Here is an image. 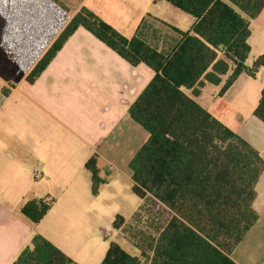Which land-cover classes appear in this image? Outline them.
Listing matches in <instances>:
<instances>
[{"label": "crops", "instance_id": "crops-1", "mask_svg": "<svg viewBox=\"0 0 264 264\" xmlns=\"http://www.w3.org/2000/svg\"><path fill=\"white\" fill-rule=\"evenodd\" d=\"M82 9L127 39L139 34L161 52L178 43L174 28L187 32L195 23L165 0H0V264H12L35 235L78 264H101L111 238L140 256L112 227L117 215L129 219L137 210L121 214L122 204L111 205L115 196L109 174L115 166H99V149L114 152L117 133L123 123L132 126L129 109L154 71L144 64L131 66L81 27L38 79L27 81ZM250 28L248 67L264 55V8ZM222 86L206 84L196 97L185 92L264 158V124L253 115L264 89V68L255 78L242 74L220 95ZM222 101L231 108L219 110ZM130 129H125L126 139ZM93 155L100 177L107 180L97 196L85 167ZM37 167L42 171L39 180L34 178ZM45 196L55 199L53 207L40 223H30L20 207ZM253 208L259 219L231 255L238 264H264V172Z\"/></svg>", "mask_w": 264, "mask_h": 264}, {"label": "trees", "instance_id": "trees-1", "mask_svg": "<svg viewBox=\"0 0 264 264\" xmlns=\"http://www.w3.org/2000/svg\"><path fill=\"white\" fill-rule=\"evenodd\" d=\"M165 1L195 19L190 31L174 28L180 39L171 50L158 51L139 34L127 39L82 9L27 81L34 83L81 27L131 66L152 69L154 77L129 109L132 121L148 133L129 164L132 192L141 204L129 219L117 215L112 223L140 256L111 241L101 264H238L232 252L259 219L253 203L264 158L184 90L196 97L206 84H223V95L242 74L256 77L264 55L248 67V40L264 0ZM253 115L264 124V89ZM85 167L97 196L107 182L100 177L97 156ZM54 203L51 196L30 199L20 214L38 224ZM12 264L78 263L35 235Z\"/></svg>", "mask_w": 264, "mask_h": 264}, {"label": "rangeland", "instance_id": "rangeland-1", "mask_svg": "<svg viewBox=\"0 0 264 264\" xmlns=\"http://www.w3.org/2000/svg\"><path fill=\"white\" fill-rule=\"evenodd\" d=\"M217 107L219 110L230 109L231 103L222 101L217 105ZM130 123H132V126L123 123V127L121 126L122 129L117 133L119 142L114 152L103 154V147L99 149V153L102 158L99 161V166L106 170L109 168L110 164L115 166V169L109 174V180L112 181L115 196L111 205L119 206V204H122L123 207L120 205V210L123 212L121 214H125V212H127L126 209L129 210V212H135L140 205V199H138L132 192L131 170L129 168V163L141 145L145 142L144 137H146V139L148 138V133L143 128L132 120ZM126 128H131V132L127 139L125 137ZM133 129L134 131H132ZM111 240L120 242L119 238L109 239V241ZM129 245L132 249H134L130 243Z\"/></svg>", "mask_w": 264, "mask_h": 264}, {"label": "built area", "instance_id": "built-area-1", "mask_svg": "<svg viewBox=\"0 0 264 264\" xmlns=\"http://www.w3.org/2000/svg\"><path fill=\"white\" fill-rule=\"evenodd\" d=\"M42 177V171L39 167H37V169L34 172V178L36 180H39Z\"/></svg>", "mask_w": 264, "mask_h": 264}]
</instances>
